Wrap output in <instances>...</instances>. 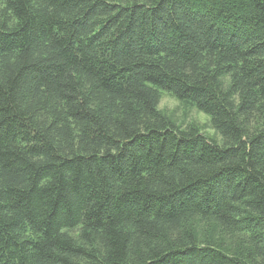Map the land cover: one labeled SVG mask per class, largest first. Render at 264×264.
<instances>
[{"label":"trees","instance_id":"trees-1","mask_svg":"<svg viewBox=\"0 0 264 264\" xmlns=\"http://www.w3.org/2000/svg\"><path fill=\"white\" fill-rule=\"evenodd\" d=\"M0 264H264V0H0Z\"/></svg>","mask_w":264,"mask_h":264},{"label":"rangeland","instance_id":"rangeland-1","mask_svg":"<svg viewBox=\"0 0 264 264\" xmlns=\"http://www.w3.org/2000/svg\"><path fill=\"white\" fill-rule=\"evenodd\" d=\"M159 108L182 128L195 126L207 136L217 140L218 143H222L221 137L211 127L210 120L205 114L181 103L170 94L166 92L162 93ZM202 230L205 232V238H211L219 243L222 241L226 242L229 251L238 253L239 255H247L251 250L250 246L247 245L246 240H240L241 237L238 235L230 236V234L229 237H226V235L212 231L211 228L206 226H203Z\"/></svg>","mask_w":264,"mask_h":264}]
</instances>
